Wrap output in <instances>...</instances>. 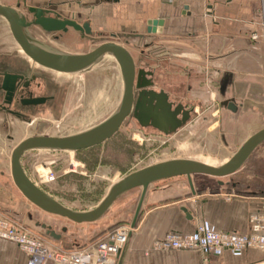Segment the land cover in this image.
<instances>
[{"label": "crops", "instance_id": "crops-1", "mask_svg": "<svg viewBox=\"0 0 264 264\" xmlns=\"http://www.w3.org/2000/svg\"><path fill=\"white\" fill-rule=\"evenodd\" d=\"M46 1L50 0H0V5L28 19L27 9ZM60 1L48 3L44 8L62 10L72 4L75 9L72 14L79 15L95 0ZM103 4L106 3L95 5L91 13L99 9L96 15L102 17ZM113 5L117 6L115 19L108 18L107 27L101 29L99 24L95 29L115 30V33L134 31L143 35L128 45L117 42L129 52L135 67L131 116L138 131L147 135L162 134L166 130L171 133L167 142L174 140L182 145V140L187 142L184 147L192 146L190 139L198 136L202 144L206 142L211 148L221 144L227 149L238 142L240 148L250 136L264 128V0H133L132 19L128 14L129 5ZM185 5L189 15L182 14ZM120 10L123 13L119 15ZM148 19H163L161 34L145 35L143 28ZM253 33L259 36L256 41L251 40ZM55 34L54 40L59 35ZM12 44L0 19L1 79L10 72L6 64L12 55ZM230 103L235 111L228 109ZM204 134L210 138L206 139ZM260 146L234 173L233 187L218 186L216 192L194 189L192 194L186 177L151 184L120 264H249L264 260V252L255 250L238 255L223 251L219 255L203 256L197 252L152 249L167 233L190 234L199 224L215 232L248 233L250 215L261 211L264 202L262 195L247 194L264 191V156L257 157L262 162L247 166L253 153L263 148ZM240 191L246 194L234 193ZM141 193V189L136 196L125 193L112 204L107 223L122 222L112 228L127 225L129 221L131 225ZM182 207L187 208L192 220L186 219ZM0 209L20 218L27 212L1 203ZM73 235L82 246L92 242L85 235ZM0 264H27V256L14 243L0 241Z\"/></svg>", "mask_w": 264, "mask_h": 264}, {"label": "rangeland", "instance_id": "rangeland-1", "mask_svg": "<svg viewBox=\"0 0 264 264\" xmlns=\"http://www.w3.org/2000/svg\"><path fill=\"white\" fill-rule=\"evenodd\" d=\"M116 7L113 4H103L107 14L104 13L102 17L93 12L90 22L94 29L95 25L99 24L101 29L105 28L108 18L114 20L117 15ZM119 12L123 13L120 10L119 15ZM86 15L80 13L77 18L83 21ZM37 29L40 27L34 26L27 30V33L43 47L67 55L87 53L105 41L118 42L110 38V34H114L115 30L95 29L94 32L101 33L102 37L93 39L69 32L59 40H54L55 33ZM11 48L12 55L6 64V70L22 79L17 82L13 102L8 108L12 114L8 118L3 113L0 115V172L3 173L0 175V203L14 210L27 211L34 218L51 225L56 231L66 227V235L79 233L94 241L110 231L115 224H122L107 223L113 206L98 221L77 226L64 218L46 214L29 203L13 184L10 156L13 149L30 137H71L92 130L114 117L120 109L124 89L121 70L113 59L105 58L97 60L79 73H56L33 65L17 52L18 48L14 42ZM1 78L2 76L0 85ZM3 95L4 90L0 87V100ZM35 97H44L47 101L42 105L30 107L20 103L22 99ZM143 132L133 126L130 114L117 133L99 146L80 152L29 150L21 156L20 165L29 180L42 191L72 210L87 212L99 204L115 183L133 171L183 158L215 166L230 153L233 154L240 144L238 142L227 149L221 144L211 148L206 142L200 143L198 136H193L190 139L192 143H189L192 146L184 147L187 142L182 140V145L174 140L167 142L171 133L167 131V134L166 130L162 134L146 135ZM212 133L215 136V131ZM207 138H210L208 134ZM260 147L263 148H258L249 158L248 167L251 163L260 161L257 159L258 155L264 156V143ZM183 149L185 151H182ZM235 177V174L220 179L194 175L191 179L194 181L196 192L202 188L207 192H216V181L233 183ZM139 189L141 188L127 193L136 196ZM235 194L243 195L240 192ZM126 224L129 225L130 221Z\"/></svg>", "mask_w": 264, "mask_h": 264}, {"label": "water", "instance_id": "water-1", "mask_svg": "<svg viewBox=\"0 0 264 264\" xmlns=\"http://www.w3.org/2000/svg\"><path fill=\"white\" fill-rule=\"evenodd\" d=\"M132 1L133 0H95L93 3H90L92 6L87 7V9L83 11L84 15L87 14L83 21H80L77 18V15L72 14L75 11L74 5L72 4H68L66 8L62 7V10L65 9L68 13H64L62 10L51 6L44 8L48 3H61L62 1L60 0L46 1L41 6H30L27 9V13L30 17L27 16L28 19L21 17L10 7L0 5V19L4 23L11 40L17 46L19 53L27 58V60L33 65L56 73L71 74L88 68L103 54L107 53L115 59L121 70L124 89L120 109L117 112L118 114L106 121L104 126L99 128L96 127V129L94 128L84 134L71 137H30L22 141L11 153L10 175L13 184L21 195L42 212L64 218L77 225L98 221L106 214L112 204L121 195L130 190L141 188L142 193L130 225L131 229H134L139 218L140 208L146 190L151 184L174 177H186L189 182L190 191L194 194V187L190 180L192 176L204 175L220 179L233 175L241 168L252 152L264 142L263 128L250 136L226 162L218 166L198 163L191 159H176L138 169L120 179L111 187L107 195L99 202V204L94 209L87 212H78L62 205L59 201L42 191L29 180L20 165V158L24 152L39 149L70 152L86 150L105 143L117 133L123 122L131 114L134 102L135 67L131 55L122 45H128L130 41L137 38L140 39L143 35L135 33L134 31L112 33L110 34V38L118 40L122 45L114 41H105L84 54L69 55V57L62 58H48L35 53L26 43L22 34L32 27L37 26L45 32L59 34L55 37L56 40H59L64 34L69 33L70 30V32H74L80 36L91 37L92 39L94 37H102L101 33L94 32L95 29L90 22V17L93 15L91 10L94 9V6L102 3L129 5L128 14L132 19ZM76 5L78 6L79 2H76ZM98 11L99 9H95L94 13H97ZM182 14L189 15L188 7L186 5L183 7ZM163 24V19H148L145 21L143 31L145 35H159L162 33ZM19 79H21V77L13 74L4 75L2 89L6 91V101H8V103L12 99ZM45 100L46 99L42 97H35L31 99H23L21 100V104L27 106L37 105L44 103ZM228 109L235 111V107L231 103L228 105ZM216 184L217 186H234V183L231 184L230 182H223L220 180L216 181ZM240 193L246 194L243 191H240ZM247 194L260 196L264 195V191H259L255 194ZM181 211L185 214L186 219L192 220V215L188 212L187 208L182 207ZM2 212L53 245H61L65 249L80 248L82 246L81 241L76 239L73 234L66 235V227H62L60 231H56L51 225L34 218L29 212H26L23 218H20L11 212ZM122 252L120 253V257L122 256ZM118 264H120V260Z\"/></svg>", "mask_w": 264, "mask_h": 264}, {"label": "built area", "instance_id": "built-area-1", "mask_svg": "<svg viewBox=\"0 0 264 264\" xmlns=\"http://www.w3.org/2000/svg\"><path fill=\"white\" fill-rule=\"evenodd\" d=\"M257 39L253 33L251 40ZM131 231L130 225H118L80 248L63 249L37 236L0 209V241L17 245L27 256V264H118ZM152 249L197 252L203 256L219 255L223 251H231L233 255L250 250L264 252V202L261 211L250 215L246 234L215 232L199 224L190 234L167 233ZM249 264H264V260Z\"/></svg>", "mask_w": 264, "mask_h": 264}, {"label": "bare ground", "instance_id": "bare-ground-1", "mask_svg": "<svg viewBox=\"0 0 264 264\" xmlns=\"http://www.w3.org/2000/svg\"><path fill=\"white\" fill-rule=\"evenodd\" d=\"M30 33V32H29ZM23 37L26 41V43L29 45V47L38 55L43 56V57H69V55L61 53V52H56V51H51L45 47H43L41 44H39L34 38H32L27 32H24ZM105 58H111L115 61V59L110 55V54H103L98 60H104ZM116 62V61H115ZM85 72V71H84ZM79 73V72H78ZM62 74V73H61ZM73 75V74H72ZM118 114V113H117ZM115 117V116H114ZM106 123V122H105ZM105 123L99 125L97 128L102 127L105 125ZM96 129V128H95ZM90 131V130H89ZM88 132V131H86ZM84 132V133H86ZM82 133V134H84ZM80 135V134H78ZM76 136V135H75ZM264 143V142H263ZM200 163V162H198ZM116 184V183H115ZM114 184V185H115Z\"/></svg>", "mask_w": 264, "mask_h": 264}, {"label": "flooded vegetation", "instance_id": "flooded-vegetation-1", "mask_svg": "<svg viewBox=\"0 0 264 264\" xmlns=\"http://www.w3.org/2000/svg\"><path fill=\"white\" fill-rule=\"evenodd\" d=\"M22 79V78H21ZM21 79H19V80H21ZM3 80H4V77H3V79H2V81H1V85H0V87H1V90H3L2 89V85H3ZM18 80V81H19ZM17 81V82H18ZM17 86V85H16ZM16 90V89H15ZM14 93H15V91H14ZM14 93H13V96H14ZM13 96H12V99H11V101L8 103V101H6V98H7V95H6V91L4 90V95H3V97H2V99L0 100V115L3 113L4 114V116L6 117V118H8V117H10V115L12 114V112L10 111V110H8V108L11 106V104H12V102H13ZM1 97V96H0ZM42 98H44V97H42ZM46 100H45V102L47 101V98H45ZM23 100V99H22ZM44 102V103H45ZM20 103H21V100H20ZM44 103H41V104H37V105H42V104H44ZM22 106H26V107H30V106H37V105H23V104H21ZM10 158H11V156H10Z\"/></svg>", "mask_w": 264, "mask_h": 264}, {"label": "trees", "instance_id": "trees-1", "mask_svg": "<svg viewBox=\"0 0 264 264\" xmlns=\"http://www.w3.org/2000/svg\"><path fill=\"white\" fill-rule=\"evenodd\" d=\"M86 150H88V149H86ZM80 151H83V150H79V151H77V152H80ZM85 151V150H84Z\"/></svg>", "mask_w": 264, "mask_h": 264}]
</instances>
